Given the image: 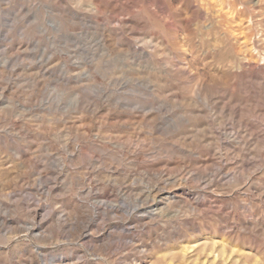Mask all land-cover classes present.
Here are the masks:
<instances>
[{
  "label": "rangeland",
  "instance_id": "rangeland-1",
  "mask_svg": "<svg viewBox=\"0 0 264 264\" xmlns=\"http://www.w3.org/2000/svg\"><path fill=\"white\" fill-rule=\"evenodd\" d=\"M0 264H264V0H0Z\"/></svg>",
  "mask_w": 264,
  "mask_h": 264
}]
</instances>
